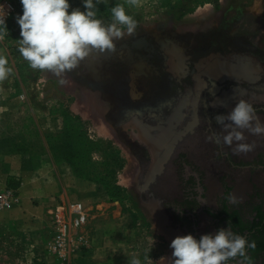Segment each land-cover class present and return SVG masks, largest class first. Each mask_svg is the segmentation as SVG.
<instances>
[{
  "label": "rangeland",
  "instance_id": "obj_1",
  "mask_svg": "<svg viewBox=\"0 0 264 264\" xmlns=\"http://www.w3.org/2000/svg\"><path fill=\"white\" fill-rule=\"evenodd\" d=\"M217 1L219 7H211L214 15H220L231 0ZM68 2L69 13L76 8L85 11L83 0ZM116 4L123 5L126 14L136 20L137 28L133 35H158L166 24L171 23L175 27L190 20H175L176 16L164 8L138 12L120 0H100L97 5V19L105 24L110 23V10ZM0 5H4L8 13V35L0 39V53L7 57L9 67L13 69L12 75L0 83V155L29 154L58 167L66 166L72 174L95 182L100 197L110 205L115 216L121 217L118 221L120 230L129 246L132 244L131 255L135 254L142 264H172L174 258L170 244L177 236H185L173 227L174 224L185 223L177 213L181 209L179 201L183 199L179 193L183 177L181 179L175 173L177 160L173 156L172 159L165 160V156L171 148L172 152L187 151L189 155L196 151L191 137L178 144L169 140L176 134L180 135L177 130H187V121L190 119L183 118L184 121L179 124L180 121L163 122L155 118L135 116L127 128L118 127V138L116 129L101 120L102 124L98 129L100 136L96 135L90 121L82 118L73 109H77L80 103L86 106L91 103L83 99L84 91L91 90L87 82H99L110 75L115 54L88 57L77 69L66 73L62 77L65 83L60 84L61 78L51 72L31 69L18 51L21 37L15 17L22 15L19 0H0ZM227 19L228 23L223 24L225 28L232 26L235 18ZM244 23L245 21L241 25ZM236 30L237 28H229L231 34L239 35L235 33ZM258 32L256 35H259L260 43H248L252 49L235 48L238 51L231 49L219 53L216 51L214 59L205 62L210 68L202 70L209 72L212 66L222 60L227 61L228 57L229 62H233L231 64L242 63L248 73L252 72L257 78L264 79V32ZM133 35L125 34L116 45ZM231 48L234 47L231 45ZM220 54L223 58H220ZM238 81L253 82L244 77ZM244 85L240 84L239 87L243 89ZM245 98L248 103L257 107L255 115L259 123L264 125V111L260 110L261 106L264 108V95H256L246 88ZM105 104L113 109L112 97L104 96ZM43 107L46 109L44 112L40 110ZM111 111L108 112V120L116 117ZM99 118L101 119L100 116ZM124 122L121 124H126ZM244 135L246 140L243 142L255 145L248 153H234V142L223 149L224 154L229 152V159L214 152V159L206 158L201 153L191 156L185 162L192 171L202 173L205 199L210 208L219 210L225 202L234 214L241 212L246 222L253 223L255 219L258 222L257 218L264 217V167L261 166L264 162V135L256 136L247 131ZM136 139L147 142L142 144ZM158 140L162 141L159 146L155 143ZM133 155L137 156L139 165ZM152 155L153 160L150 158ZM156 169L165 170H160L161 175H155ZM229 195L242 199L237 204H230L227 199ZM199 226L201 235L206 234L205 229H211V234H215L218 229H225V225L221 224L218 228L206 218L200 220ZM259 238L264 243V229ZM26 248V241L0 240V264H41L36 260L37 257L34 258L24 251ZM147 255L149 260L146 259ZM252 264H264V251Z\"/></svg>",
  "mask_w": 264,
  "mask_h": 264
},
{
  "label": "flooded vegetation",
  "instance_id": "obj_2",
  "mask_svg": "<svg viewBox=\"0 0 264 264\" xmlns=\"http://www.w3.org/2000/svg\"><path fill=\"white\" fill-rule=\"evenodd\" d=\"M226 23L228 21L222 22L217 30L207 35L191 32L177 35L171 29H163L158 35L151 33L133 35L123 43H117L116 51L113 53L115 59L112 73L104 77L102 81L87 82L91 90L112 97V111L116 117L111 121L119 126L124 121V123L131 122L135 116L155 118L163 122L180 121L179 124L184 121L183 118L190 119L187 121L189 122V125L186 126L187 130H177L180 135L176 134L169 140L173 144H178L191 137L193 148L196 151L189 155L187 151L172 152L171 148L167 152L169 156H165V160L172 159L173 156L178 165L175 167V173L179 174L181 179L183 177L179 187V193L183 199L179 201L181 209L177 213L185 223L174 224L173 227L183 232L185 236L190 234L197 240L202 236L199 226L202 218H206L218 228L221 224L225 225V229L230 227L234 233L246 238L248 233L246 219L241 212L235 211L234 214L233 210L224 204L225 202H222L219 210L208 206L201 178L202 173L192 171L185 162V160L191 159V156L195 157L201 153L205 154L206 158L214 159V152L229 159V152L223 153L226 145L223 144L222 136L225 133L221 131L222 126L216 123L214 117L227 115L240 100L247 102L246 88L255 92L256 95H264V79L260 77L252 83H242L238 81L242 77L237 76L236 78L234 73L227 72L221 76L214 73V71H218V68L219 70L232 67L237 70L245 69L244 66L242 67V63L236 66L230 64L228 57L226 58L227 63L217 62L218 64L212 66L209 72L202 70L209 69L210 66L208 68L207 64H199V59L206 57L210 52L217 51L219 53L231 49L235 52L238 51L236 50L238 48L252 49V46L248 44L250 43L249 35L259 33L254 23L248 20L243 26H236L235 33H239V35L231 34L229 28L231 29L234 25L225 28L223 24ZM232 37L234 38L232 39ZM175 43H183L186 47L180 48L177 52L175 47H172L170 50L172 53H176L172 57L167 53L168 46L169 44L173 46ZM231 45L234 48H231ZM121 52L123 54H120ZM104 55L110 56L107 52ZM171 58L173 61L177 59V63L182 69L181 72L176 73L171 69L169 65ZM213 82H215L214 85ZM239 83L245 84V88L239 87ZM90 84H94L96 89L92 88ZM253 108L256 113L257 107L253 106ZM260 110L264 111V108L261 106ZM226 123L230 122L226 121ZM213 132L221 135L220 144H217L215 140L211 142L207 140V136ZM261 166L264 167V162ZM160 170L164 171L165 169ZM160 170L156 169L154 174L161 175ZM242 227L244 229L241 231ZM205 232L211 234L209 233L211 229H205ZM249 251L250 248L247 249V255L250 258ZM241 259L237 257L229 260L228 264H239Z\"/></svg>",
  "mask_w": 264,
  "mask_h": 264
},
{
  "label": "crops",
  "instance_id": "obj_3",
  "mask_svg": "<svg viewBox=\"0 0 264 264\" xmlns=\"http://www.w3.org/2000/svg\"><path fill=\"white\" fill-rule=\"evenodd\" d=\"M120 1L127 3V0ZM217 4H219L217 0H141L139 7L129 4L128 6L138 12L152 11L155 8L169 9V12L176 16L175 20L190 19L175 27L171 23L164 25V29H171L177 35H184L186 32L207 35L217 30L222 22H227L228 17L235 18L233 29L241 25L243 21L250 20L260 34L264 32V0H231L220 15L218 13L214 15L211 7ZM249 36L250 43H260L259 35ZM168 47L167 53L172 56L176 55L170 50L172 47H175L177 52L186 45L175 43L173 46L169 44ZM213 56H215L214 52H210L206 57H201L199 64L204 65L208 59H214ZM220 58H223L221 54ZM172 59L169 62L171 69L176 73L181 72L177 59L174 61ZM222 61L228 62V60ZM232 65L236 66V64ZM227 72L251 81L257 78L252 72L248 73L246 68L237 70L232 67L214 71L219 76ZM104 96L99 91L86 90L83 99L91 103L87 106L80 103L77 109L73 110L90 121L97 132L96 135L100 136L98 129L104 121L112 129H116L118 138V127L127 128L131 122L119 126L108 120L107 115L112 107L108 108L106 104L104 105ZM44 109L45 107L40 110L44 112ZM136 140L142 144L147 142L142 139ZM155 143L159 146L162 141L158 140ZM133 158L138 164L137 156L133 155ZM150 158L153 160L154 156ZM6 189L14 191L15 200L9 207L0 208V240L26 241L27 248L24 251L34 258L37 257L38 262L60 264L47 249V243L53 236V220L58 216L60 205L65 210L69 203L78 201L88 211V221L79 231L78 240L76 238V252L71 254L65 264H130L132 244L129 246L124 233L120 230L118 221L121 217L115 216L110 205L100 197L98 185L95 182L72 174L66 166L58 167L52 162L18 153L0 155V193Z\"/></svg>",
  "mask_w": 264,
  "mask_h": 264
},
{
  "label": "clouds",
  "instance_id": "obj_4",
  "mask_svg": "<svg viewBox=\"0 0 264 264\" xmlns=\"http://www.w3.org/2000/svg\"><path fill=\"white\" fill-rule=\"evenodd\" d=\"M22 15L15 17L20 29L21 39L18 51L33 70L51 72L65 83L62 78L68 72L77 69L81 62L90 56L111 54L116 51V42L125 34L131 36L137 28L136 20L126 14L121 4L111 8V22L105 24L97 19V5L100 0H83L85 11L79 8L69 13L68 0H19ZM141 0H127L130 6L139 7ZM7 12L0 5V39L8 35L6 26ZM126 30V32H125ZM7 57L0 53V83L12 75ZM215 82H213L214 85ZM217 124L221 125L224 145L236 142L234 153H248L255 147L248 144L245 131L249 134L264 135L255 115L253 106L238 101L227 115H216ZM230 122V123H226ZM209 142L221 143V135L213 132L207 136ZM230 204H237L242 198L235 195L227 197ZM206 204V203H205ZM173 249L172 264H228L229 260L242 258L239 264H247V249L254 248L245 236L234 233L231 228L218 229L215 234H204L199 240L192 235L177 236L170 244ZM148 259V255L146 256ZM130 264H142L133 254Z\"/></svg>",
  "mask_w": 264,
  "mask_h": 264
},
{
  "label": "built area",
  "instance_id": "obj_5",
  "mask_svg": "<svg viewBox=\"0 0 264 264\" xmlns=\"http://www.w3.org/2000/svg\"><path fill=\"white\" fill-rule=\"evenodd\" d=\"M14 200V191L4 190L0 193V208L9 207ZM58 209V216L53 220V236L47 243V249L60 264H65L71 254L76 252L78 234L88 221V211L78 201L69 203L65 210L61 205Z\"/></svg>",
  "mask_w": 264,
  "mask_h": 264
},
{
  "label": "trees",
  "instance_id": "obj_6",
  "mask_svg": "<svg viewBox=\"0 0 264 264\" xmlns=\"http://www.w3.org/2000/svg\"><path fill=\"white\" fill-rule=\"evenodd\" d=\"M259 217V216H258ZM259 219L258 222H246V229L248 230L247 233V239L249 243L254 242L255 247L250 248V258L248 261V264H252L254 259L257 258V256L264 251V243L261 241L260 235L264 229V217L263 218H257ZM233 227H236L233 225ZM244 229V227L241 228V231Z\"/></svg>",
  "mask_w": 264,
  "mask_h": 264
},
{
  "label": "water",
  "instance_id": "obj_7",
  "mask_svg": "<svg viewBox=\"0 0 264 264\" xmlns=\"http://www.w3.org/2000/svg\"><path fill=\"white\" fill-rule=\"evenodd\" d=\"M90 86L94 89H96L95 85L94 84H90Z\"/></svg>",
  "mask_w": 264,
  "mask_h": 264
},
{
  "label": "bare ground",
  "instance_id": "obj_8",
  "mask_svg": "<svg viewBox=\"0 0 264 264\" xmlns=\"http://www.w3.org/2000/svg\"><path fill=\"white\" fill-rule=\"evenodd\" d=\"M218 70H219V68H218ZM157 144V143H156ZM158 144H159V142H158Z\"/></svg>",
  "mask_w": 264,
  "mask_h": 264
}]
</instances>
